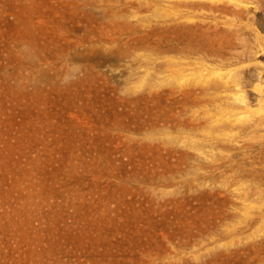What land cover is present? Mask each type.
<instances>
[{
  "label": "rangeland",
  "instance_id": "1",
  "mask_svg": "<svg viewBox=\"0 0 264 264\" xmlns=\"http://www.w3.org/2000/svg\"><path fill=\"white\" fill-rule=\"evenodd\" d=\"M153 3L136 8L146 18L136 35L151 55L97 62L75 57L86 53L72 45L84 29H52L50 7L65 4L0 0V264H264L257 226L243 222L229 185L234 150L211 146L210 122L196 129L163 120L171 104L183 108L180 119L218 110L169 99L167 62L179 57L188 26L238 53L209 59L222 72L247 69L264 62V2L252 0L238 16L199 8L188 23ZM230 26L242 39L230 41ZM20 43L34 54L22 55ZM76 69L80 77L61 86L64 71ZM235 223L247 237L234 246Z\"/></svg>",
  "mask_w": 264,
  "mask_h": 264
},
{
  "label": "bare ground",
  "instance_id": "2",
  "mask_svg": "<svg viewBox=\"0 0 264 264\" xmlns=\"http://www.w3.org/2000/svg\"><path fill=\"white\" fill-rule=\"evenodd\" d=\"M58 1L65 4V8L62 9L55 5L49 9L54 14L52 29L56 34H68L71 30L84 29V33L72 40V45L74 49L83 46L86 53L76 52L75 57L99 62L104 59L118 58V56L124 59L143 60L151 55L152 48L143 46L142 37L136 35L139 21L146 19L140 16V10L136 8L145 4L155 6L153 0H76V3L73 0ZM161 1L164 3L163 9L166 15L173 20H179V23H188L194 16L191 12L199 8H209L213 12L222 9L238 16L241 10L249 7L252 0ZM260 1L264 2V0ZM39 13H43V10ZM67 14H70L72 19L79 16L80 25L70 28L57 19L59 16L66 17ZM130 18H135V20ZM229 24L232 25V22L230 21ZM190 25L188 27H192L189 28L191 33L178 39L182 43L176 48L179 57L172 56L167 62V67L170 68L168 79L171 80V87L168 91L169 99L174 98L171 103L178 102L177 107L191 104L198 108V106L206 105L207 102L215 103L218 110L213 114L210 109H206L202 116L196 114L198 112L196 111L186 119H180L183 108L177 112L174 111V104H171L163 120L166 123L177 118L180 125L189 124L190 127L196 129L210 122L211 130L214 129L216 132L213 133L210 130L211 146L228 147L229 150H234L227 154L230 172L229 185L235 197L242 200L245 208L243 222L246 226H257L255 236H259L263 244L264 62L257 61L247 69L241 66L243 69L231 68L222 72L220 64L216 65L209 59L227 61L233 59L238 53L225 51L226 45L222 37L216 36L217 39H211L208 36L202 38V36L194 35V26ZM230 28V41L235 35L238 40L242 39L239 36L241 27L230 26ZM217 40L219 47L215 45ZM229 44L228 42L227 45ZM174 50L175 48H170L168 51L173 52ZM189 58L192 60L187 62ZM193 64L195 67H186ZM174 66L180 67L174 69ZM212 88L217 90L210 94L209 90ZM176 93L179 96L176 97ZM207 94L211 97L206 98ZM240 150L242 156L237 157ZM233 204L235 206L238 204L236 199L233 200ZM243 232L235 223L232 228L234 246L242 242V238L247 237L241 236ZM234 250L237 252L238 248ZM259 259L264 263V255H260Z\"/></svg>",
  "mask_w": 264,
  "mask_h": 264
},
{
  "label": "clouds",
  "instance_id": "3",
  "mask_svg": "<svg viewBox=\"0 0 264 264\" xmlns=\"http://www.w3.org/2000/svg\"><path fill=\"white\" fill-rule=\"evenodd\" d=\"M18 51L26 57H30L34 54V50L28 43H20ZM66 59V57L63 58V60ZM81 74L82 69L64 71L63 76L60 78L61 86H65L72 83L74 80L78 79Z\"/></svg>",
  "mask_w": 264,
  "mask_h": 264
}]
</instances>
